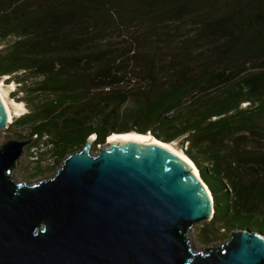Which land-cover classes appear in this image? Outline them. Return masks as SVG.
<instances>
[{"label": "trees", "instance_id": "trees-1", "mask_svg": "<svg viewBox=\"0 0 264 264\" xmlns=\"http://www.w3.org/2000/svg\"><path fill=\"white\" fill-rule=\"evenodd\" d=\"M2 75L56 162L89 133L176 139L209 224L264 234V0H0Z\"/></svg>", "mask_w": 264, "mask_h": 264}, {"label": "water", "instance_id": "water-1", "mask_svg": "<svg viewBox=\"0 0 264 264\" xmlns=\"http://www.w3.org/2000/svg\"><path fill=\"white\" fill-rule=\"evenodd\" d=\"M94 135L30 182L13 170L31 137L0 140V264H264V234L249 227L193 246L190 226L213 203L185 158L135 138L92 151Z\"/></svg>", "mask_w": 264, "mask_h": 264}, {"label": "rangeland", "instance_id": "rangeland-1", "mask_svg": "<svg viewBox=\"0 0 264 264\" xmlns=\"http://www.w3.org/2000/svg\"><path fill=\"white\" fill-rule=\"evenodd\" d=\"M7 77V75L0 76V87L2 88V93L4 94V97L7 99V102L11 108V114L13 117H11V120L7 122V125L4 127H0V140H5L9 137H28L26 134V127L20 124H16L12 122V120L20 113L27 110L26 105L24 104V101L20 98L21 92L11 93L13 86L15 82L8 79V81H5L4 79ZM12 100L21 102L22 108L13 110L14 105L11 103ZM244 104V103H243ZM17 111V114H16ZM20 111V112H19ZM115 131V130H113ZM137 132V131H136ZM95 136V135H94ZM31 137V136H30ZM95 137L92 139V143L90 146V150L94 151L99 145H105L108 143L109 136H105L102 141L95 142ZM32 137L30 140L24 145L21 155L18 157L17 162L15 164L13 175L17 179H25L26 181H34L38 178L48 176L52 174L54 169L58 166V162H56V158L53 157V159H48L45 157V154L47 153H39L38 150L34 153L32 150L34 149L32 146ZM171 144L174 145L177 149L180 150L179 144L177 143V140H170ZM83 142H81L78 146L74 147L78 148L82 145ZM72 149V150H73ZM182 151V150H181ZM67 151L66 153H68ZM183 152V151H182ZM65 153V154H66ZM184 153V152H183ZM185 154V153H184ZM36 155V158H33V156ZM209 228V233L207 235L208 240L202 241L200 240L202 238L201 232L203 231L205 227ZM216 226V224H214ZM244 227V226H240ZM238 228V226H232L229 230L222 229L221 227H217V229L213 228L209 224L208 219H200L196 222H194L189 229V234L191 237L192 244L195 248H202L206 245H215L218 242L224 240L227 238L228 233L234 229ZM250 228V227H249ZM255 229V228H250Z\"/></svg>", "mask_w": 264, "mask_h": 264}, {"label": "bare ground", "instance_id": "bare-ground-1", "mask_svg": "<svg viewBox=\"0 0 264 264\" xmlns=\"http://www.w3.org/2000/svg\"><path fill=\"white\" fill-rule=\"evenodd\" d=\"M0 98H1V100L3 102L4 107H5L7 118H8V122H9L11 120V117H13V116L11 114V108H10L8 102H7V99L4 97V94L2 93V88L1 87H0ZM11 103L14 105L13 110H17V109H21L22 108L21 102L12 100ZM17 111H16V114H17ZM108 136H109V140L110 139H118V138H135V139H139V140H148V141H152V142H155V143H159V144L165 145V147H168L169 149L174 151V153H176L180 157L185 158L188 161L187 163H188L189 167H192L190 169H192L194 172L196 171V173L199 172L197 167L192 162V160L188 156H186V154H184L181 150L177 149L171 143L165 142V141L155 137L150 132H146V133H141L140 132L139 133V132H136L135 130H133V131L130 130V131H123V132H111ZM205 187L208 189L207 186H205ZM208 193H210V191ZM210 198H211V194H210Z\"/></svg>", "mask_w": 264, "mask_h": 264}, {"label": "built area", "instance_id": "built-area-1", "mask_svg": "<svg viewBox=\"0 0 264 264\" xmlns=\"http://www.w3.org/2000/svg\"><path fill=\"white\" fill-rule=\"evenodd\" d=\"M32 140L34 142H32V146L34 149L32 150V152H36L38 150V154L39 153H47L45 154V157H47L48 159H53L54 154L52 153V149H51V143L49 141V134L46 132H42L41 134H36L33 133L31 135ZM33 158H36V155L33 156ZM37 159V158H36Z\"/></svg>", "mask_w": 264, "mask_h": 264}]
</instances>
